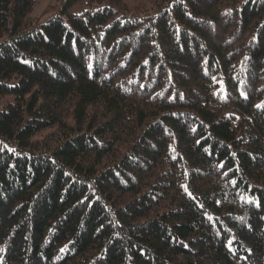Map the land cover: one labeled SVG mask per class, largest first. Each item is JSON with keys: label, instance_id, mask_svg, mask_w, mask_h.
I'll use <instances>...</instances> for the list:
<instances>
[{"label": "trees", "instance_id": "1", "mask_svg": "<svg viewBox=\"0 0 264 264\" xmlns=\"http://www.w3.org/2000/svg\"><path fill=\"white\" fill-rule=\"evenodd\" d=\"M59 1L0 0V264H264V0Z\"/></svg>", "mask_w": 264, "mask_h": 264}, {"label": "rangeland", "instance_id": "2", "mask_svg": "<svg viewBox=\"0 0 264 264\" xmlns=\"http://www.w3.org/2000/svg\"><path fill=\"white\" fill-rule=\"evenodd\" d=\"M125 3L132 8L139 0H124ZM60 1L59 0H36L31 16L36 19L38 23H43L47 18L58 13ZM86 8L84 0L72 6L73 13H81ZM10 98L7 97L6 100ZM2 106V102L0 107Z\"/></svg>", "mask_w": 264, "mask_h": 264}]
</instances>
